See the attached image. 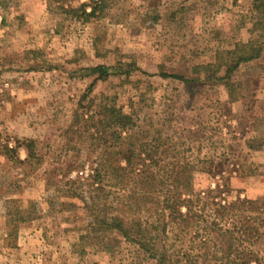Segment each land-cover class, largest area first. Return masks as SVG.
<instances>
[{"label":"rangeland","instance_id":"rangeland-1","mask_svg":"<svg viewBox=\"0 0 264 264\" xmlns=\"http://www.w3.org/2000/svg\"><path fill=\"white\" fill-rule=\"evenodd\" d=\"M94 1L8 0L0 8V150L16 149L23 162L0 152V264H156L119 231L94 229L96 218L128 216L155 235L160 209L124 210L133 188H155L154 208L177 194L193 200L198 221L186 232L166 219L174 264H221L211 224L233 230L245 219L264 232V51L227 83L200 80L220 53L259 34L255 0H105L87 20L80 6L90 12ZM113 107L136 121L129 142L137 153L141 143L158 151L148 184L95 179L106 155L128 149L112 136ZM145 160L151 165L143 154L137 172ZM174 166H188L191 190L167 181ZM238 199L261 209L221 210ZM254 242L264 264V235Z\"/></svg>","mask_w":264,"mask_h":264},{"label":"trees","instance_id":"trees-1","mask_svg":"<svg viewBox=\"0 0 264 264\" xmlns=\"http://www.w3.org/2000/svg\"><path fill=\"white\" fill-rule=\"evenodd\" d=\"M7 1L8 0H0V8H2ZM104 6L105 0H99L94 1L90 12H87L86 5H81L79 10H81L82 15L89 20L96 18V14L99 10L104 9ZM253 9L255 13L259 15L258 19H260L256 24H254L256 26V31H258L259 34H257L248 43L237 45L234 50L220 53L214 64L207 65L203 68L205 77L204 80L200 81L216 80L227 83L232 74L241 65L257 60L261 56L264 51V0H255ZM109 71L110 69L105 67H97L92 70L94 73H105ZM222 71L224 75L219 77V74ZM169 77L174 79H183L175 75ZM183 80L185 81V79ZM106 118L110 123V126L116 128L113 130L112 136L117 137V141L120 145H128V149L120 152L112 151L108 154V157L106 155V163L102 164V170H100L95 177L96 181L101 184V177L103 175H110L115 179L120 178L119 185H121L123 189H126V187L128 188L130 185V177L134 179V182L138 181L140 184H148V182L152 180V173L149 170H151L152 167L160 165V160H155L154 156L157 155L156 153L158 151L151 148L152 145L150 143H141L140 148L143 146V149L140 153L136 152L135 144L129 142L132 140L130 131L137 127L136 121L133 117L128 116L121 110L113 107L107 110ZM122 132H125L126 136L122 135ZM34 147V141H28V145H25V148L28 151L29 160H32L33 158ZM3 151L5 154L9 155L11 161H14V163H23L19 160L18 151L16 149H8L5 146L0 150V152ZM143 154H146V159L151 160V165L147 166L145 164V160L142 169L137 172L135 168L136 160L140 159ZM121 160L126 163V166L121 165ZM190 176L191 171L188 169V166L178 167V169L174 166L169 171H166V179L170 185L172 184L175 186V190H179L182 187L191 190L190 187L192 186V183ZM168 182L167 184L166 180L160 182L161 187L165 188L168 185ZM136 189L138 188L129 190L131 193L129 199L134 203L131 204V202L128 207L124 208V210L132 207L138 210L146 208V210H154L158 212V209H160L161 214L158 213V216H160L159 224L154 229L157 231L154 236L148 235V229L143 227L141 222L128 216H114L110 219L111 222H108L106 219L96 218L94 222V229L97 230L99 227L102 228L103 225H107L106 227H108V229L119 231L128 241L133 242L139 245L142 249L148 251L151 256L156 259V264H174L173 260H171L168 256V251L163 244L165 240L163 236L165 235V230L168 226L166 219L173 224H178V226L182 228V231L186 232L191 227L193 222L198 221V216L193 213L192 210V205L194 203L193 200L186 198L183 199L180 194H177L174 197V200L166 198L164 201L158 202L154 208L151 203H154L153 190L156 191L155 188L151 192L147 189H144L143 191ZM182 206H186V212H182ZM233 208L240 210L245 209L253 213L260 211L261 209L256 206V202L238 199L236 202L229 203L227 207L223 206L221 210L228 211ZM167 210L170 212L165 215L164 213ZM243 221H245L244 224H241V226L236 227L233 230H224L215 223L211 224L212 226L218 228V230L210 229L209 240L213 239L216 249L221 252V264H261L257 258V252H255L252 247L256 245L254 241H257L262 235H264V232H260L261 230H259L258 226H256L253 222H250L249 220L246 221L245 219H243ZM259 227L261 229L264 228V220ZM243 238H245L247 243L251 245L249 247L250 249L245 248L243 245Z\"/></svg>","mask_w":264,"mask_h":264}]
</instances>
